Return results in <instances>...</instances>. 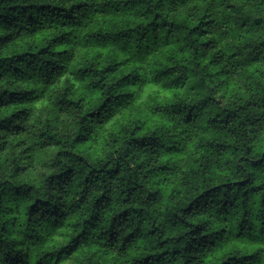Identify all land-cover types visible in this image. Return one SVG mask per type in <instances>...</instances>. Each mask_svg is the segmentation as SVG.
<instances>
[{
    "label": "trees",
    "instance_id": "trees-1",
    "mask_svg": "<svg viewBox=\"0 0 264 264\" xmlns=\"http://www.w3.org/2000/svg\"><path fill=\"white\" fill-rule=\"evenodd\" d=\"M0 264H264V0H0Z\"/></svg>",
    "mask_w": 264,
    "mask_h": 264
}]
</instances>
